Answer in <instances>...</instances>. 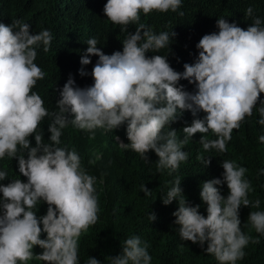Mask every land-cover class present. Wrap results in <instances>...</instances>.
<instances>
[{
    "label": "clouds",
    "instance_id": "9594fccd",
    "mask_svg": "<svg viewBox=\"0 0 264 264\" xmlns=\"http://www.w3.org/2000/svg\"><path fill=\"white\" fill-rule=\"evenodd\" d=\"M181 3L182 0H107L105 16L121 32L128 33L122 41L123 50L105 54L97 47L98 40L89 38L80 63L88 65L89 56H98L91 71L94 83L74 87L70 75L59 90L58 111L53 112L33 91L37 81L45 78V72L34 62L36 49L42 45L45 53L50 50L51 31L33 34L31 25L21 20H13L11 25L0 23V159H16L20 176L26 178V182L18 178L7 185L0 183V264H27L33 258L45 264H80L79 237L95 225L100 209L94 187L96 177L82 168L75 149L59 147L62 130L69 124L90 133V139L95 138L97 128L112 132L126 125L129 143L120 145L144 160H148L149 150L154 151L159 158L157 171L167 169L169 175L188 159L182 148L196 133L202 134L199 143L205 151L224 153L233 130L239 129L254 109L259 116L257 123L264 126V101L259 100L260 93H264V21L255 17L244 30L235 22L218 18L219 31L202 36L196 44L198 58L193 64L185 63L181 73L170 66L166 56H146L170 46L176 33L157 34L146 24H138L141 14L177 12ZM252 12L250 7L246 15ZM133 24L138 27L130 33L128 26ZM79 74L88 75L83 67ZM181 79L195 85V91H186L179 84ZM258 101L260 106L256 107ZM184 111H190L193 117L200 112L205 115L183 127L184 138L178 139L176 129L170 126ZM69 114L74 118L70 119ZM46 117L51 118L50 143H45L43 132L37 131ZM166 126L170 130L164 133ZM209 132L217 138L207 139L203 134ZM258 139L264 143V135ZM197 159L206 167L211 162L202 155ZM221 166L222 179H210L201 185L206 218L200 214L199 205H188L179 178L161 200L166 206L178 201L172 215L182 241L199 243L201 247L207 242L205 251L219 264H236L243 259V249L250 240L259 242L241 230L239 209L242 205L259 208L260 201L248 199L251 184L244 179L246 168L230 160H223ZM6 179L8 173L0 170V181ZM224 184L229 189L226 198L216 187ZM141 191L151 194L144 184ZM41 201L47 204V212L38 217L33 209ZM148 218L152 222L157 219L154 212ZM247 219L257 233L264 234V211H251ZM42 233L46 238L41 239ZM34 246L42 252L34 254ZM147 247L139 236L127 238L121 253L109 257L110 264H150L152 257ZM86 264L101 262L89 257Z\"/></svg>",
    "mask_w": 264,
    "mask_h": 264
},
{
    "label": "trees",
    "instance_id": "16d2710c",
    "mask_svg": "<svg viewBox=\"0 0 264 264\" xmlns=\"http://www.w3.org/2000/svg\"><path fill=\"white\" fill-rule=\"evenodd\" d=\"M106 3L107 0H0V23L11 25L13 20H21L31 25L33 34L45 29L52 33L50 50L45 53L42 45L38 47L34 61L45 72V78L37 81L33 91L41 96L49 112L58 111L56 101L60 98L59 90L70 75L75 81L74 87L85 88L94 83L91 71L98 56H89L91 63L88 65L82 66L80 63L89 38H96L97 47L105 54L123 50L122 41L128 33L121 32L119 26L107 19L103 12ZM250 7L253 12L248 16L246 10ZM180 11L184 13L183 16L179 15ZM221 17L247 30L253 18L259 17L264 21V0H182L177 12L141 14L138 24H146L157 34L164 31L176 33L170 39V46L160 49L158 53H146V56H166L170 66L182 73L185 63L193 64L198 58L196 44L202 36L219 31L216 21ZM138 24L129 25L128 31L135 33ZM81 67L88 75L79 74ZM179 84L186 91H195V85L187 80L181 79ZM259 100L264 101V93H260ZM259 106L258 101L256 107ZM204 115L200 112L193 117L190 111H184L170 127L176 129L178 139H183V127L190 126L194 118L202 119ZM69 118L74 117L69 114ZM258 118V112L254 109L253 115L246 117L239 129L233 130L224 153L215 149L205 151L199 143L202 134L196 133L182 148L188 153V159L181 162L171 175L167 169L157 171L156 161L159 158L154 151L149 150L146 154L148 160H144L131 149L120 147L116 137L124 144L129 143L126 125L112 132L97 128L95 138L90 139V133L69 124L62 130L59 147L75 149L81 157L82 168L96 177L94 187L100 209L95 225L79 237L80 264H86L89 257L98 259L101 264H110L109 257L119 255L124 240L133 236H139L142 243L147 244V251L152 257L150 264H219L213 255L205 251L207 242L201 247L199 243L180 239L179 226L174 223L176 217L172 215L178 208V201L174 200L166 206L161 196H166L179 178L188 205H199L200 214L206 218L207 205L200 198L201 185L210 179L223 178V160L234 161L247 169L244 179L251 184L248 199L253 203L260 201L259 208L242 205L239 209L241 230L259 242L252 243L250 240L243 249V259L236 264H264V234L257 233L247 219L251 211H264V143L258 139L264 135V126L257 123ZM50 122L51 118L46 117L37 130L43 132L45 143H50ZM169 130L166 126L163 132ZM203 135L209 140L217 138L211 132ZM29 139L35 146L34 136ZM96 152L100 154L99 157ZM198 155L210 158V164L206 167L197 159ZM89 160L94 163L89 164ZM0 170L8 173V179L0 181L2 184L7 185L10 180L18 178L26 182V178L18 172L16 159H0ZM142 184L151 190L150 195L141 191ZM216 187L226 198L229 194L227 185ZM33 210L38 217L45 215L47 204L41 201ZM151 212L157 217L153 222L148 218ZM41 237L46 238V234L42 233ZM35 248L37 254L42 252L39 246ZM43 263L35 260L31 264Z\"/></svg>",
    "mask_w": 264,
    "mask_h": 264
},
{
    "label": "rangeland",
    "instance_id": "374dc122",
    "mask_svg": "<svg viewBox=\"0 0 264 264\" xmlns=\"http://www.w3.org/2000/svg\"><path fill=\"white\" fill-rule=\"evenodd\" d=\"M122 143L124 144V142H123L121 139H118V144L120 145V144H122ZM120 147L123 148L121 145H120ZM123 149H124V148H123ZM96 156L99 157L100 154H99L98 152H96ZM41 239H42V237H41ZM33 253H34V254H37L35 246H34V248H33ZM35 260H36V259L33 258L32 260H29V261L27 262V264H31V263H33ZM43 264H44V263H43Z\"/></svg>",
    "mask_w": 264,
    "mask_h": 264
}]
</instances>
